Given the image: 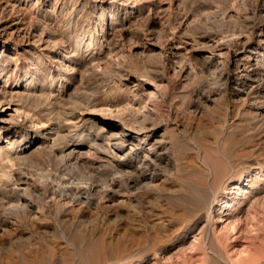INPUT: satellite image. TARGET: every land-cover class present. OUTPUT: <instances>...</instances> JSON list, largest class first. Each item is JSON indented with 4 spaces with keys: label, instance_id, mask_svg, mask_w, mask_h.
Returning a JSON list of instances; mask_svg holds the SVG:
<instances>
[{
    "label": "rangeland",
    "instance_id": "rangeland-1",
    "mask_svg": "<svg viewBox=\"0 0 264 264\" xmlns=\"http://www.w3.org/2000/svg\"><path fill=\"white\" fill-rule=\"evenodd\" d=\"M257 65L264 0H0V264H264Z\"/></svg>",
    "mask_w": 264,
    "mask_h": 264
},
{
    "label": "bare ground",
    "instance_id": "bare-ground-1",
    "mask_svg": "<svg viewBox=\"0 0 264 264\" xmlns=\"http://www.w3.org/2000/svg\"><path fill=\"white\" fill-rule=\"evenodd\" d=\"M262 56H263V54L261 55V57ZM243 72L244 73L241 74V79L243 78L242 82H246L247 80H250V79H252L255 76H258V77L261 76L260 79H262V76H264V66H263V68L260 65H257L255 68L247 67V68L243 69ZM244 80H246V81H244ZM253 88L254 89L252 91H254V92L251 91V93L255 95V96H253V98L255 100V102H253V105L255 107V112L258 114V111H259L258 109L262 108V106L260 105V102H262V100H264V86L259 87V85H255V86H253ZM263 103H264V101H263ZM0 121L1 122H5V120L2 119V118H0ZM2 129L6 131L8 129V126L7 127H3ZM141 133L142 132L138 131V130L135 131V134H137V135H133L130 132L127 133V136H129L130 138L133 137L134 139H137V142H138L136 144L137 147L148 148L149 151H150L149 153L151 154V155H145L144 156V158H143L144 161L142 163L144 168H142L143 170H141L138 175H135L136 174L135 172L132 173V170L130 171V170L127 169V168H132V167L134 168V161L133 160L128 159V158L122 159L121 156H119L118 158L114 159V160H116V163H117L116 165H117V168H119L120 173H122L124 175L123 176L125 178L124 181L127 182L126 183V189H127L128 193H129V190H136V189L139 190V188H143L144 189V186L147 188V186H149L148 185L149 179H151V177H153V175L156 173L155 172L156 168H157L156 166L158 164H160L159 161L162 160L161 153H160L161 151L158 152L157 142L154 141V142H152V143H150L148 145L144 144L142 142L143 141L142 138H139ZM123 145H124V143H122V142L116 144L117 149L119 151H122L123 150ZM91 185H93V183H91ZM94 188H95V185H94ZM122 191H123V189H122ZM127 191L126 192L124 191V192L127 193ZM130 192H132V191H130ZM55 193L56 192L52 191L50 196L52 197ZM64 194H65V192H64ZM122 194H121V191L119 192L118 190L117 191L116 190H111L110 191V197L111 198H113L115 196H121ZM74 199H75V201L77 200L79 203H87V204L95 203L94 199H93V195L89 194L88 192H85V193L80 194V195H76V196L73 197V200ZM128 199H130V198L128 197ZM121 201H124V200H121ZM44 210H45L44 208H42L41 206H38L36 203H33L32 201H28V203L26 204V211L28 213H31V214L34 213L35 216H39V215L45 214L46 212H44ZM48 226H50V225L47 222L45 224V227H46L45 231H44V232H46L45 234H47L49 232ZM223 262L227 263V261H225L224 259H223ZM80 264H85L84 260H82V263H80ZM211 264H219V262H218L217 259H211ZM228 264H230V263H228Z\"/></svg>",
    "mask_w": 264,
    "mask_h": 264
}]
</instances>
